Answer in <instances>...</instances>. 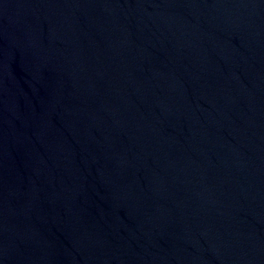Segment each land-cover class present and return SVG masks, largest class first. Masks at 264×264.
Segmentation results:
<instances>
[{"label":"water","instance_id":"water-1","mask_svg":"<svg viewBox=\"0 0 264 264\" xmlns=\"http://www.w3.org/2000/svg\"><path fill=\"white\" fill-rule=\"evenodd\" d=\"M0 264H264V0H0Z\"/></svg>","mask_w":264,"mask_h":264}]
</instances>
